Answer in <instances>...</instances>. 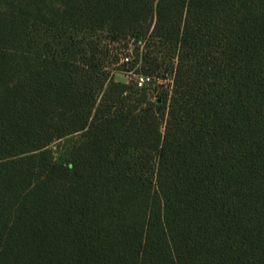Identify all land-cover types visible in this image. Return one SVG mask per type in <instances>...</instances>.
Masks as SVG:
<instances>
[{
  "label": "trees",
  "instance_id": "1",
  "mask_svg": "<svg viewBox=\"0 0 264 264\" xmlns=\"http://www.w3.org/2000/svg\"><path fill=\"white\" fill-rule=\"evenodd\" d=\"M0 264H264V0H0Z\"/></svg>",
  "mask_w": 264,
  "mask_h": 264
},
{
  "label": "rangeland",
  "instance_id": "2",
  "mask_svg": "<svg viewBox=\"0 0 264 264\" xmlns=\"http://www.w3.org/2000/svg\"><path fill=\"white\" fill-rule=\"evenodd\" d=\"M124 54V53H123ZM124 57V55H121V58H123ZM115 77H116V79L117 80H122V81H127V80H129L131 77H133V78H136V79H138L139 81H141V78L137 75H135V74H132V73H117L116 75H115ZM166 83H169L170 81H165ZM58 143H59V141L58 142H56V143H54V145L53 146H56V145H58Z\"/></svg>",
  "mask_w": 264,
  "mask_h": 264
},
{
  "label": "built area",
  "instance_id": "3",
  "mask_svg": "<svg viewBox=\"0 0 264 264\" xmlns=\"http://www.w3.org/2000/svg\"><path fill=\"white\" fill-rule=\"evenodd\" d=\"M141 83L140 84H142L143 83V79L141 78V81H140Z\"/></svg>",
  "mask_w": 264,
  "mask_h": 264
}]
</instances>
